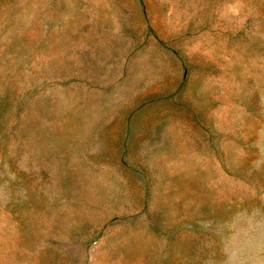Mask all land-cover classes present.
Returning a JSON list of instances; mask_svg holds the SVG:
<instances>
[{
	"label": "rangeland",
	"instance_id": "rangeland-1",
	"mask_svg": "<svg viewBox=\"0 0 264 264\" xmlns=\"http://www.w3.org/2000/svg\"><path fill=\"white\" fill-rule=\"evenodd\" d=\"M0 264H264V0H0Z\"/></svg>",
	"mask_w": 264,
	"mask_h": 264
}]
</instances>
